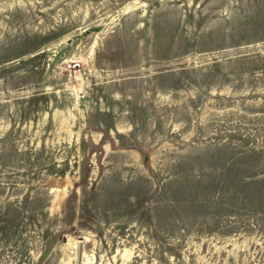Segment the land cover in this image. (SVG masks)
<instances>
[{"label":"rangeland","instance_id":"obj_1","mask_svg":"<svg viewBox=\"0 0 264 264\" xmlns=\"http://www.w3.org/2000/svg\"><path fill=\"white\" fill-rule=\"evenodd\" d=\"M75 241L264 264V0H0V264Z\"/></svg>","mask_w":264,"mask_h":264},{"label":"bare ground","instance_id":"obj_2","mask_svg":"<svg viewBox=\"0 0 264 264\" xmlns=\"http://www.w3.org/2000/svg\"><path fill=\"white\" fill-rule=\"evenodd\" d=\"M64 189V188H63ZM63 195H64V192H63V190H62V192L58 195V197H57V199L55 200L56 202H55V204L56 203H58V202H60V200H61V198L63 197ZM73 245H74V248H75V254H74V256H75V261H68L67 262V264H77V261H78V255H79V257H80V264H93V262H94V259H93V257L92 256H89V255H87L86 254V251H84V250H81L80 248H79V246H78V242L77 241H75L74 243H73ZM72 262V263H71Z\"/></svg>","mask_w":264,"mask_h":264},{"label":"water","instance_id":"obj_3","mask_svg":"<svg viewBox=\"0 0 264 264\" xmlns=\"http://www.w3.org/2000/svg\"><path fill=\"white\" fill-rule=\"evenodd\" d=\"M77 264H80V257H79V255H78V261H77Z\"/></svg>","mask_w":264,"mask_h":264}]
</instances>
